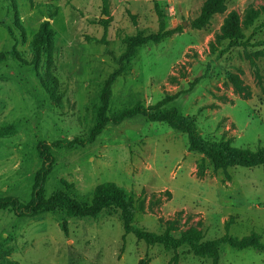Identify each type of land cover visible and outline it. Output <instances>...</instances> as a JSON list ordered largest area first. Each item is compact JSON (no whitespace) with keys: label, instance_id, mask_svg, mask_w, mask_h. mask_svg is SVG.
I'll list each match as a JSON object with an SVG mask.
<instances>
[{"label":"rangeland","instance_id":"rangeland-1","mask_svg":"<svg viewBox=\"0 0 264 264\" xmlns=\"http://www.w3.org/2000/svg\"><path fill=\"white\" fill-rule=\"evenodd\" d=\"M205 1L158 0L167 30L182 26V33L136 51L112 85L108 114L176 96L168 107L193 117L203 138L255 151L264 147V0H227L224 14L193 30L190 23ZM231 14L246 48L226 50L222 28ZM44 22L53 31L49 74L59 83V105L47 98L30 67L0 65V128L12 126L0 136V195L24 203L41 166L37 143L85 139L103 83L118 68L122 39L159 29L152 0H0V54L15 49L30 61L29 43ZM228 74L241 80L249 96L234 92ZM52 156L47 197L62 190L90 202L96 187L112 183L134 198L135 225L147 231L168 229L174 237L198 231L204 240L253 233L264 244V167L215 171L188 151L185 135L164 124L140 116L110 124L93 144ZM61 224L59 213H0V264H212L186 247L174 253L123 237L114 211L97 219L67 218V233ZM218 264H264V253L222 246Z\"/></svg>","mask_w":264,"mask_h":264},{"label":"trees","instance_id":"trees-1","mask_svg":"<svg viewBox=\"0 0 264 264\" xmlns=\"http://www.w3.org/2000/svg\"><path fill=\"white\" fill-rule=\"evenodd\" d=\"M152 1L159 20L158 32L148 35L138 33L135 36H125L122 39L121 43L124 51L117 59L118 68L103 83L99 94V104L95 111V121L86 138L73 137L69 140L57 141L51 144L39 141L36 150L41 166L32 178L30 200L24 203L14 196L2 194L0 195V213L11 212L18 218H35L43 214L59 213L62 222L61 229L67 233V218L97 219L106 212L114 211L119 214L124 233L123 237L132 235L137 242L144 243L147 247L159 246L165 251L174 253L186 247L195 257L209 259L212 264H218L222 246H228L239 252L251 249L258 253H264V244L261 242L260 237L253 233L243 238H234L225 234L219 239L204 240L203 235L198 231H189L174 237L168 229L161 234H156L140 228L134 222L137 212L136 201L112 183H105L96 187L90 202L80 201L72 197L70 193L62 190H57L49 197L46 196L45 185L54 166L53 151L84 148L93 144L108 125L119 126L124 121L139 116L147 122L164 124L172 131L185 135L188 142V151L201 155L203 160L208 161L215 171L226 172L235 168L251 170L264 167V147L252 151L234 147L231 140L213 142L203 138L197 130L193 117L184 116L176 108L168 107L176 96L166 97L154 105L135 104L112 115L108 114L112 98V85L126 72V65L135 56L136 51L147 45H160L173 36L182 33V26L167 30L165 17L158 0ZM226 3L227 0H206L201 7L199 16L191 21L190 27L196 31L204 29L214 16L224 14ZM253 19L254 17L248 18L247 24L251 25ZM106 30L107 25H104L105 33ZM222 32L224 39L228 41L226 50L248 46L243 41V34L234 14L229 15ZM259 46H264V44ZM29 52L30 61L20 57L15 49L10 53H1L0 65L13 61L24 67H30L39 77V87L43 89L47 98L52 100L53 104L59 105V83L54 76L49 74L53 57V31L48 22L42 23L37 34L32 38L29 43ZM252 67L256 78L260 80L258 68L254 63H252ZM43 70L45 71L43 72ZM40 71H42V74H39ZM227 80L237 95L249 96V90L242 85L237 76L228 74ZM198 82L199 79L195 81L196 84ZM190 86L192 88L194 85L191 84ZM11 130L12 126L0 128V136L9 134ZM0 258L3 257L0 256ZM176 259L177 255L174 256L173 260ZM3 264L16 263L3 261Z\"/></svg>","mask_w":264,"mask_h":264}]
</instances>
